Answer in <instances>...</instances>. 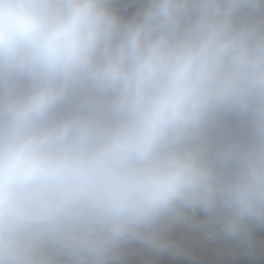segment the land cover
Returning <instances> with one entry per match:
<instances>
[{
	"label": "clouds",
	"instance_id": "clouds-1",
	"mask_svg": "<svg viewBox=\"0 0 264 264\" xmlns=\"http://www.w3.org/2000/svg\"><path fill=\"white\" fill-rule=\"evenodd\" d=\"M0 264H264V0H0Z\"/></svg>",
	"mask_w": 264,
	"mask_h": 264
}]
</instances>
